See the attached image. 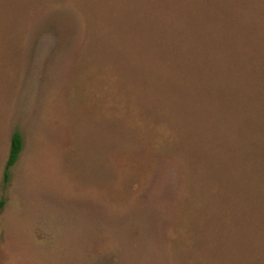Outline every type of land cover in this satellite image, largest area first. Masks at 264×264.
I'll return each instance as SVG.
<instances>
[{"label": "rangeland", "instance_id": "1", "mask_svg": "<svg viewBox=\"0 0 264 264\" xmlns=\"http://www.w3.org/2000/svg\"><path fill=\"white\" fill-rule=\"evenodd\" d=\"M1 200L0 264H264V0H0Z\"/></svg>", "mask_w": 264, "mask_h": 264}, {"label": "trees", "instance_id": "2", "mask_svg": "<svg viewBox=\"0 0 264 264\" xmlns=\"http://www.w3.org/2000/svg\"><path fill=\"white\" fill-rule=\"evenodd\" d=\"M22 150V138L19 132L15 131L11 135L8 158L4 167V181L6 182L9 178V169L16 163L19 154ZM4 205V201H0V211Z\"/></svg>", "mask_w": 264, "mask_h": 264}]
</instances>
